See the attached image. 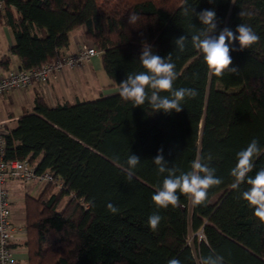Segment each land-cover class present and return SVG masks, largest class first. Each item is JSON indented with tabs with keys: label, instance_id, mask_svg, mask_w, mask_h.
Returning <instances> with one entry per match:
<instances>
[{
	"label": "trees",
	"instance_id": "1",
	"mask_svg": "<svg viewBox=\"0 0 264 264\" xmlns=\"http://www.w3.org/2000/svg\"><path fill=\"white\" fill-rule=\"evenodd\" d=\"M0 1V25L12 32L10 54L21 69L58 58L70 33L84 25L113 86L144 70L139 57L146 41L161 57L171 53L175 89L198 92L186 98L183 111L170 114L153 112L147 102L133 107L119 92L55 106L36 94L32 112L7 126L5 158L28 160L62 185L47 183L38 198L27 200L29 264H168L173 258L198 264L215 255L223 264H264V224L241 198L249 185L232 189L230 175L236 154L253 139L264 150V0H188L197 13L216 12V34L244 23L260 37L248 49L230 51L231 67L239 72L222 77L209 76L192 48L191 35L202 25L195 15H181V0ZM131 13L140 17L134 25L128 23ZM180 36L189 38L184 52L173 43ZM230 48H239L238 42ZM1 62L9 64L10 56ZM161 147L168 167L182 171L198 154L211 153L210 166L222 183L208 190L201 205L178 193L179 207L158 208L152 195L166 174L152 160ZM129 154L141 159L131 182L121 168ZM262 168L264 152L249 175ZM108 203L119 212H109ZM153 213L162 218L155 231L148 225Z\"/></svg>",
	"mask_w": 264,
	"mask_h": 264
},
{
	"label": "clouds",
	"instance_id": "2",
	"mask_svg": "<svg viewBox=\"0 0 264 264\" xmlns=\"http://www.w3.org/2000/svg\"><path fill=\"white\" fill-rule=\"evenodd\" d=\"M213 2V0H209ZM234 3V0H232ZM181 15L191 17L195 15L202 27L191 35V46L203 57V62L208 68L209 76L222 77L225 71L232 74L239 72L236 67H231L233 61L230 51H243L259 42L260 37L248 24H239L235 31L228 27L220 29L218 34V22L214 10L204 9L196 12L195 8L189 5L188 0H181ZM240 16L246 13L240 12ZM140 17L131 13L128 23L134 25ZM195 27V26H193ZM188 36H180L173 43L175 47L184 52ZM238 42L239 48H230V45ZM143 71L128 74L127 78L119 84V96L124 101H130L133 107L150 105L153 112L163 111L170 114L173 111H183L184 101L194 99L198 92L193 88L181 87L175 89L174 81L177 79L176 66L172 62V55L161 57L153 51L152 45L146 41L142 42L141 54L139 57ZM168 93V95H162ZM262 150L259 142L253 139L245 149L236 154L237 162L231 169L230 175L234 178L231 184L232 189L239 190L240 186L247 183L249 187L241 193V198L248 206L254 209V216L264 224V168L250 176L254 169V159L258 158ZM118 159V157L116 158ZM213 156L198 154L191 162L189 171H182L175 167H168L163 155V148L157 150L153 163L157 166L159 174L164 175L162 185L152 195V201L158 208L179 207L180 195L187 196L193 206L201 205L206 201L208 190L218 186L222 180L215 175V168L211 167ZM141 159L134 154H129L126 160V167L121 166L126 174V180L131 182L135 169ZM107 209L112 214H117L119 209L112 203L107 204ZM159 214L153 213L148 218L149 227L155 231L161 221ZM224 258L219 255L201 257L198 264H223ZM168 264H180L178 259H170Z\"/></svg>",
	"mask_w": 264,
	"mask_h": 264
},
{
	"label": "crops",
	"instance_id": "3",
	"mask_svg": "<svg viewBox=\"0 0 264 264\" xmlns=\"http://www.w3.org/2000/svg\"><path fill=\"white\" fill-rule=\"evenodd\" d=\"M0 35L4 38V45L0 46V76H4L7 75L10 70L20 68L21 62L16 55L10 54V48L13 45V35L10 28L5 25H0ZM83 44L92 45V42L87 39L86 30L79 27L70 33V45L69 47L62 49L61 52L62 54L74 53ZM5 56H10L9 64H2L1 61ZM89 62L98 69L102 67L100 54L92 58ZM83 73H85V71H83ZM84 82H88L85 74L81 75L75 72L74 69H66L57 77L51 79L46 85L36 83L34 86L26 90H14L15 92L10 91L6 93L8 95V102H4V105L0 107V121L12 119L9 125L15 126L16 121L25 111L32 112L34 98L37 93L42 94L50 106H55L64 101L71 102V97L74 96L75 98H78L77 90L81 92L86 91L87 88H82ZM118 92V87L113 86L111 83L105 87L102 95L108 96ZM89 95H93L91 90ZM26 97H28V102L26 101ZM45 186L46 183L43 184L42 182L36 181L25 183L14 179L8 180L11 219L18 229L17 237L13 242L16 264H29L28 249L25 244L27 200L29 198H38L45 189Z\"/></svg>",
	"mask_w": 264,
	"mask_h": 264
},
{
	"label": "built area",
	"instance_id": "4",
	"mask_svg": "<svg viewBox=\"0 0 264 264\" xmlns=\"http://www.w3.org/2000/svg\"><path fill=\"white\" fill-rule=\"evenodd\" d=\"M98 54L99 51L93 45L83 44L76 52L61 54L55 60L37 69H12L7 75L0 76V96L13 90L29 89L36 83L46 85L64 70L82 67ZM11 120L0 121V264H16L13 242L17 237L18 229L11 219L8 180L14 179L25 183L35 181L46 184L55 183L59 187L62 185L61 180L57 179L52 172L48 170L39 172L36 165L28 160L5 158V135Z\"/></svg>",
	"mask_w": 264,
	"mask_h": 264
},
{
	"label": "rangeland",
	"instance_id": "5",
	"mask_svg": "<svg viewBox=\"0 0 264 264\" xmlns=\"http://www.w3.org/2000/svg\"><path fill=\"white\" fill-rule=\"evenodd\" d=\"M81 28L83 30H85L84 25L81 26ZM3 41H4V38L0 35V46L4 45ZM74 71L81 74V75L85 74L87 76L88 82H84L83 86H82V88H87L86 91L81 92V91L77 90L78 98H75L74 96L71 97L70 98L71 103H75L78 100L79 101H85V100H91V99L98 98L102 95L105 87L108 84L112 83L111 78L108 76V74L106 73V71L104 70L103 67H100V69H98L94 65H92V63H90V62L85 63V65L82 67H79V69L75 68ZM83 71H85V73H83ZM90 90L93 92L92 96L89 95ZM78 92H81V93H78ZM72 95H74V94H72ZM27 100H28V97H26V101ZM4 102H8V95L7 94H3L0 96V107H2L4 105ZM28 105H30V104H28ZM28 183H30V182H28ZM43 184H45V183H43ZM56 186L59 189V186L58 185H56ZM70 198L66 197L64 200H62L60 207H59L60 210L63 209V207L65 206V204H67V202L70 200ZM217 198L218 197H216V199ZM216 199H214V201Z\"/></svg>",
	"mask_w": 264,
	"mask_h": 264
}]
</instances>
